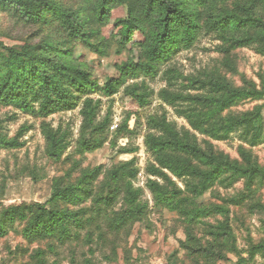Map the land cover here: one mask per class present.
<instances>
[{"label":"rangeland","instance_id":"1","mask_svg":"<svg viewBox=\"0 0 264 264\" xmlns=\"http://www.w3.org/2000/svg\"><path fill=\"white\" fill-rule=\"evenodd\" d=\"M29 1L39 9L40 17L36 20L27 18L13 0H0V80L5 65L3 47L38 50L65 68L87 73L101 87L113 74V63L117 59L147 62L148 48L139 41L129 46L121 45V29L114 28L120 21H127L128 11L132 9L148 37L157 31L155 16L147 14L145 0H110L107 15L101 14L104 0ZM176 1L198 24L193 47L159 63L157 77L141 76L127 81V86L145 85L151 93L150 102L143 109L129 104L124 88L112 98L92 96L102 101L99 121L104 122L107 116L111 119L102 148L84 152L80 146L81 105L75 111L44 118L0 102V137L19 142L16 149H0V264H244L240 256L247 262L250 247L264 243V179L249 185L240 178L232 183L222 178L202 199L187 204L186 213L158 206L149 186V181L164 185V181L147 171L150 164L157 163L147 152L144 136L164 134L152 121H166L178 139L197 145L209 156L246 166V153L252 164L264 169V99L246 100L214 116L210 125L202 128L206 131L243 117L250 120L260 112L263 127L258 139L253 138L254 130L248 133L239 127L233 133L220 132V136L215 137L196 130L185 115H181L211 111L208 108L215 96L208 86L211 82L221 81L232 88L264 92V44L230 48L236 39L256 36L258 32L249 27L231 29L225 37L212 26L217 16L226 12L244 17L237 5L251 7L252 15L264 21V0ZM68 16L84 38L70 33L65 24ZM190 83L198 84L195 87L200 90H186ZM168 88L170 93L196 98L171 107L160 97ZM125 125L137 136H121L119 129ZM48 132L67 133L69 147L60 160L48 154ZM132 147L138 149L136 153H120L123 148ZM132 160H136L138 169L133 186L143 191L141 202L148 207L143 217L120 225L116 219L131 209L125 203L124 191L110 208L97 199L104 192L102 182L107 171ZM192 164L201 167L197 159ZM99 168L100 175L92 181L91 176ZM173 180L186 191L188 179ZM84 183H90L88 188L91 189L84 203L75 207L59 201L49 207L67 213L84 209L86 213L78 217L83 220L80 226L75 220L70 222L69 233L63 235V239L59 235L50 238L27 236L25 231L35 214L21 209L45 204L55 185L66 189L82 187ZM197 208L206 213L200 216L192 213ZM23 213L26 220L22 218ZM226 227L231 229L234 239L221 236V228ZM247 264H264V260L257 256Z\"/></svg>","mask_w":264,"mask_h":264},{"label":"trees","instance_id":"2","mask_svg":"<svg viewBox=\"0 0 264 264\" xmlns=\"http://www.w3.org/2000/svg\"><path fill=\"white\" fill-rule=\"evenodd\" d=\"M110 0H104L101 4V14L107 15V6ZM146 12L149 16H155L156 30L151 36H147L144 28L141 27L132 9L128 11L127 21L114 25V28L121 29L120 44L129 46L135 41L148 48L147 62L129 61L117 59L113 63L114 72L108 78V82L101 87L97 81H94L90 75L81 70H72L65 68L44 57L38 50L29 47H3L4 50V71L2 80H0V102L5 106H13L20 109L23 113L31 116H43L44 118L63 112H71L78 109L83 118L82 139L80 146L84 152H94L103 147L104 136L108 132L111 124L110 116H107L104 122L99 121L100 110L102 108L101 99H94L92 96L97 94L103 98H112L117 95L121 88H124L125 96L130 105L143 109L150 102L151 93L145 85L132 84L127 86V81L137 80L143 77H157L159 63L170 60L182 50H189L193 47L196 40L198 24L191 16L181 9L176 0H145ZM13 4L21 8L25 16L29 19H38L40 17L37 9L29 0H13ZM237 10L245 14L244 17L232 12H226L224 15L217 16L212 26L220 34L226 37L231 29L249 27L258 32L256 36L247 35L236 39L230 46L231 49L245 48L255 43L264 44V21L252 15L251 7L237 5ZM65 24L71 30L70 33L76 38H84L82 32L78 31L77 25L72 17H66ZM264 52V45H263ZM120 54V53H118ZM191 84L185 87L190 92L199 91ZM215 96L212 98V106L206 113L182 116L189 120L191 125L199 131L212 134L215 137L220 136V132L233 133L235 128H244L248 133L254 130V139H258L262 132V117L260 112L252 119L240 118L235 122H224L216 127H210L204 131L203 126H209V121L214 116L221 115L231 108L245 102L249 99L262 100L264 92L252 90H240L232 88L221 81L208 84ZM161 99L171 107L176 108L181 102H190L195 100L184 93H170L169 88L160 93ZM155 123L156 129L161 130L163 135L156 136L148 134L144 136L147 152L154 157L155 164H150L147 171L151 176L161 179L163 186L158 181H149L151 191L154 194L155 202L158 206H164L166 209L176 212H187L185 206L192 205L196 200H200L204 195L222 178H226L230 183L240 178L252 184L257 179H264V169L252 164L250 158L245 153L248 161L246 166L229 160H222L204 153L197 145L189 144L178 139L166 121ZM254 128V129H251ZM53 134L46 133V140L49 143L48 154L55 160H60L69 147L66 142L67 133ZM119 134L123 137L137 136V133L130 130L128 125L119 129ZM167 134V135H166ZM170 135V136H168ZM19 147L18 139L9 141L0 137V149H16ZM137 148H123L120 153L134 154ZM184 156V158H182ZM199 160L201 167L192 164L193 160ZM101 169H97L91 176V180H97ZM138 176L136 160L122 162L107 171L102 182L104 192L99 195L97 201L104 203L108 208L112 207L118 195L124 191L125 203L131 206V209L125 212L119 219L120 225H125L129 220L143 217L148 205L142 204V190L135 189L133 181ZM189 180L186 185V191L181 190L173 179ZM192 180V182H191ZM196 181L197 184H194ZM84 183L82 187L61 188L59 185L53 187L51 196L45 204H35L31 207H24L21 210H30V214L35 217L29 221V227L26 229L28 237L50 238L56 235H68V224L75 220L76 225L80 226L83 222L78 219L81 214H85L84 209L76 213H67L64 211L51 210L49 207L56 202H67L77 207L87 200L91 195V189ZM121 184H124L122 187ZM106 185V188H105ZM187 194L185 197L184 195ZM28 208V209H27ZM34 210L33 212H31ZM197 216L206 213V210L194 209L192 213ZM23 220L27 216L23 213ZM222 237L233 238V233L228 227L221 228ZM234 239V238H233ZM248 253L247 262L240 256L241 263L247 264L254 261L257 256L264 260V243L252 245ZM221 259L225 256L217 255Z\"/></svg>","mask_w":264,"mask_h":264}]
</instances>
